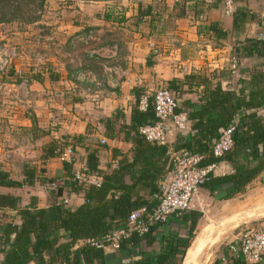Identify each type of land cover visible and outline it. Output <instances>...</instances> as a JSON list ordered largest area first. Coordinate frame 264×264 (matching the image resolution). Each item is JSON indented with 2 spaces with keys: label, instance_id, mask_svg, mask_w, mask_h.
Instances as JSON below:
<instances>
[{
  "label": "crops",
  "instance_id": "1",
  "mask_svg": "<svg viewBox=\"0 0 264 264\" xmlns=\"http://www.w3.org/2000/svg\"><path fill=\"white\" fill-rule=\"evenodd\" d=\"M84 3L77 5L85 16L84 22L96 31V40L90 45L96 55L85 52L84 58H75V71L68 63V69L63 68L60 53V66L50 67L51 72H24L16 65L0 73V171L21 183L0 185V219L7 222L2 229L7 248L15 240L11 228L22 226L20 210H47L57 202L47 186L50 180H66L67 188L59 203L67 200L65 206L72 210L85 204L84 193L70 187L73 179L67 174L65 163L59 157L47 159L46 148L51 142H71L82 137L74 169H82L94 149L98 150L100 167L114 169L122 155L133 160V133L129 134V126L137 95L141 99L167 86L177 98L178 109L187 110L190 104L201 106L216 87L239 94L245 86L249 93L256 89L251 84L253 80L264 78V0H235L236 9L231 15L221 0H108L80 6ZM148 7L150 15L144 16ZM104 8L110 9L109 23L101 15L92 16V9L100 14ZM66 28L65 35L72 38L84 33L88 26ZM50 57L52 61L54 56ZM231 57L239 61L237 74L229 69ZM22 76L30 79L25 87L20 86ZM116 116L119 120H115ZM191 131V125L182 134L170 131L167 145L173 157L180 153L177 147L185 144ZM180 137L182 142H178ZM214 165L215 176L233 172L226 161ZM29 175H33L31 180ZM169 178L170 174L160 180V193ZM125 181L131 184L129 175ZM203 192L207 191L200 188L198 194L203 201L239 202L215 201ZM146 194L158 204L157 195ZM204 222L202 217L196 227V234L199 233L182 264H231L228 248L211 259L208 250L215 240ZM167 232L184 235L178 222L170 219L148 239L150 243L142 240L119 251L96 249L83 242L71 246L61 232L55 249L58 251L45 254L43 264H156V257L166 247L161 239ZM236 239L234 243L241 238Z\"/></svg>",
  "mask_w": 264,
  "mask_h": 264
},
{
  "label": "trees",
  "instance_id": "2",
  "mask_svg": "<svg viewBox=\"0 0 264 264\" xmlns=\"http://www.w3.org/2000/svg\"><path fill=\"white\" fill-rule=\"evenodd\" d=\"M15 1L17 2V0H0V7L8 8ZM69 1L77 4L80 1L91 0ZM150 10L148 7L144 16L150 15ZM110 18H112L111 15L106 17L107 20ZM251 84L256 89L246 93L244 86L239 94L216 87L207 94L201 106L187 105L188 123L192 126V133L187 138L185 137L184 145L177 147L180 153L189 151L209 154L223 131L232 126L236 127L234 148L222 159L209 158L202 164L206 166L226 161L233 168V172L225 176L219 177L212 173L209 180L201 187L215 201L240 199L255 181L261 178L264 181V78L255 79ZM137 99L139 102L140 95H137ZM182 111L180 108L177 109V113ZM118 115L124 119L123 114L118 113ZM117 116L115 120H119ZM154 121L152 101L149 102L145 112L138 109L137 103L132 110L129 126V134L133 133L131 137L134 144L133 160H130L127 155H122L116 168L102 169L98 150L94 149L88 154L86 173L97 177L100 180L99 186L94 184L86 186L79 180H73L70 186L73 191L84 193L85 204L83 206L72 210L63 202H58L67 188L65 182L63 188L53 191L57 202L51 208L36 211L20 210L22 226L11 228L15 240L5 252L3 251L4 260H1V263L31 264L35 262L43 264L45 254L58 251L55 249L61 239V232L65 233L71 246L76 243H86L90 239L100 240L119 228L127 227L129 217L134 210L145 207L152 212L157 203L154 199H149L146 193L150 197L154 194L158 195L160 180L171 174L174 167L173 155L169 153L168 145L149 143L139 133L141 127ZM108 122L110 121L106 123ZM82 139V137H77L71 142L67 140L51 142L49 148H46L47 159L57 158L67 148L79 146ZM182 140L183 137H180L178 142ZM74 165L65 163L68 175L73 176L78 172L74 169ZM128 175L132 180L131 184H126L125 178ZM28 178L31 180L33 175H29ZM59 180L61 179L50 180V183ZM0 185L21 186V183L10 180L6 173L0 171ZM202 217L203 213L197 210H191L181 216H172L170 219L178 222L184 235L179 237L177 234L165 233L161 240L166 243V247L162 254L156 257L155 263L182 264L187 250L196 238V227ZM163 226L164 224L152 227L143 237L132 235L129 239L122 241L121 249L128 244L135 245L142 240L152 238V235ZM231 264L249 263L239 259Z\"/></svg>",
  "mask_w": 264,
  "mask_h": 264
},
{
  "label": "built area",
  "instance_id": "3",
  "mask_svg": "<svg viewBox=\"0 0 264 264\" xmlns=\"http://www.w3.org/2000/svg\"><path fill=\"white\" fill-rule=\"evenodd\" d=\"M226 13L231 15L235 12V0H221ZM96 40V31L85 30L84 33L76 35L71 41V45L75 48L78 44L91 45ZM72 48V47H71ZM72 48V49H74ZM91 56L96 55V51L90 52ZM6 55L0 52V73H5L9 70L11 60L5 57ZM229 69L233 74L240 72L239 61L236 57H231ZM22 73V72H21ZM80 74L77 75L78 79ZM20 86L25 87L30 80L27 77H20ZM152 105L155 113V121L140 128L139 133L142 138L152 144L167 145L169 142V133L171 130H176L179 133H184L188 130V111L183 110L177 113L178 102L175 95L169 89H159L153 94H146L141 97L138 102V109L145 112L148 109L149 102ZM236 127L232 126L223 131L221 137L215 141L212 150L209 154H198L182 151L173 157V171L170 178L162 187V191L156 196L157 206L149 212L147 208L134 210L130 217L129 223L125 228H119L105 238L96 240L90 239L86 243L96 249L111 248L115 251L121 249V243L125 239H129L136 234L140 237L145 236L152 227L167 223L172 216H181L193 209L194 200L200 188L209 180L210 175L215 171L216 165L202 164L209 158L222 159L229 153L235 145L234 134ZM77 147L67 148L59 159L63 163L75 164L79 157L76 153ZM86 165L80 168L78 172L72 176L73 180H79L85 183L98 185L100 180L86 173ZM66 180L61 179L51 183L50 190H56L65 186ZM67 206L68 201L64 200ZM6 225L5 219H0V264L3 251L5 252L7 244L3 239L2 229ZM229 260H243L249 264H264V229L252 230L245 234L238 242L231 244L228 247Z\"/></svg>",
  "mask_w": 264,
  "mask_h": 264
},
{
  "label": "rangeland",
  "instance_id": "4",
  "mask_svg": "<svg viewBox=\"0 0 264 264\" xmlns=\"http://www.w3.org/2000/svg\"><path fill=\"white\" fill-rule=\"evenodd\" d=\"M100 1L106 2L108 0L85 1L80 6L85 4L92 6L94 2ZM109 10L104 8L100 10L99 14L96 12L98 10L93 13L92 9L91 13L93 18L101 15L105 22L109 23L110 20L106 19L107 16H110ZM4 15L6 17H3ZM84 17L80 7L69 0H50L46 2L41 0H17L8 8L2 9L0 7V52L2 51L6 55L5 57L11 60L9 70L11 67L14 69L18 65V69L21 71L30 69L35 73L51 72L50 67L58 69L57 67L60 66L59 54L61 53V58L64 59L61 63L63 68H67L66 64L68 63L71 67L73 66L72 71H75L74 59L84 58L85 52L94 50H91L90 45L83 44H78L74 48L71 45L73 37L66 36L65 31H67V26L76 24L87 25L88 28L85 30L93 29L94 26H89L84 22L86 20ZM64 36L65 38H63ZM2 37L4 40H1ZM50 55L54 56V61H51ZM15 60L18 63L15 64ZM87 63H90V61H87ZM160 89H168V87L162 86ZM50 184L48 182V188ZM206 193L203 192V194ZM200 198V194H198L194 200L192 210L198 209L203 212L204 226L209 227V235L215 240V244L208 250L211 259L226 251L229 245L237 241L236 238L240 239L252 230L264 229L263 180L257 181L249 192L239 199V202L213 203L210 200L203 201Z\"/></svg>",
  "mask_w": 264,
  "mask_h": 264
},
{
  "label": "bare ground",
  "instance_id": "5",
  "mask_svg": "<svg viewBox=\"0 0 264 264\" xmlns=\"http://www.w3.org/2000/svg\"><path fill=\"white\" fill-rule=\"evenodd\" d=\"M190 255V254H189ZM189 263V262H188Z\"/></svg>",
  "mask_w": 264,
  "mask_h": 264
}]
</instances>
